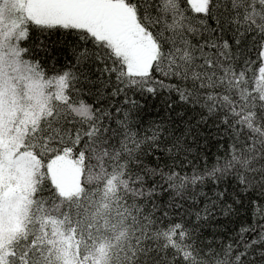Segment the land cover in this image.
I'll list each match as a JSON object with an SVG mask.
<instances>
[{
    "label": "snow or ice",
    "instance_id": "6c2138e0",
    "mask_svg": "<svg viewBox=\"0 0 264 264\" xmlns=\"http://www.w3.org/2000/svg\"><path fill=\"white\" fill-rule=\"evenodd\" d=\"M0 264H264V0H0Z\"/></svg>",
    "mask_w": 264,
    "mask_h": 264
}]
</instances>
